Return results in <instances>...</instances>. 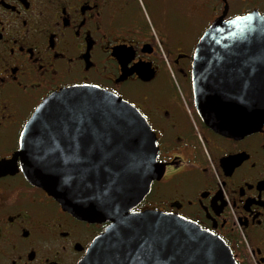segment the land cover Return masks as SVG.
I'll return each instance as SVG.
<instances>
[{
    "label": "flooded vegetation",
    "instance_id": "obj_1",
    "mask_svg": "<svg viewBox=\"0 0 264 264\" xmlns=\"http://www.w3.org/2000/svg\"><path fill=\"white\" fill-rule=\"evenodd\" d=\"M249 14L264 16V0H0V161L19 151L45 98L101 87L136 106L156 134L164 172L134 210L187 218L222 238L238 264H264V122L220 134L192 87L207 28ZM16 163L0 175V264H78L107 224L65 211Z\"/></svg>",
    "mask_w": 264,
    "mask_h": 264
},
{
    "label": "water",
    "instance_id": "obj_2",
    "mask_svg": "<svg viewBox=\"0 0 264 264\" xmlns=\"http://www.w3.org/2000/svg\"><path fill=\"white\" fill-rule=\"evenodd\" d=\"M145 70L142 68V71ZM141 78L149 80V72ZM196 108L214 131L249 134L264 122V16L218 18L194 51ZM26 178L74 217L106 223L78 264H238L220 237L182 216L135 211L160 178L156 135L133 104L95 85L48 96L23 127Z\"/></svg>",
    "mask_w": 264,
    "mask_h": 264
}]
</instances>
